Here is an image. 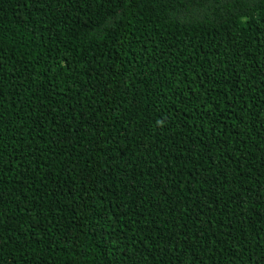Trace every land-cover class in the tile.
I'll return each instance as SVG.
<instances>
[{
  "label": "trees",
  "instance_id": "16d2710c",
  "mask_svg": "<svg viewBox=\"0 0 264 264\" xmlns=\"http://www.w3.org/2000/svg\"><path fill=\"white\" fill-rule=\"evenodd\" d=\"M0 264H264V0H0Z\"/></svg>",
  "mask_w": 264,
  "mask_h": 264
}]
</instances>
